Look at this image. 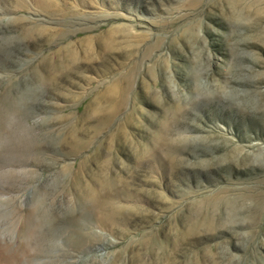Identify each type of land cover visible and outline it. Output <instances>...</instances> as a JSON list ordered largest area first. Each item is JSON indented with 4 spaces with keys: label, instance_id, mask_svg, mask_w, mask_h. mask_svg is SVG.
<instances>
[{
    "label": "rangeland",
    "instance_id": "obj_1",
    "mask_svg": "<svg viewBox=\"0 0 264 264\" xmlns=\"http://www.w3.org/2000/svg\"><path fill=\"white\" fill-rule=\"evenodd\" d=\"M0 126V264H264V0H0Z\"/></svg>",
    "mask_w": 264,
    "mask_h": 264
},
{
    "label": "bare ground",
    "instance_id": "obj_2",
    "mask_svg": "<svg viewBox=\"0 0 264 264\" xmlns=\"http://www.w3.org/2000/svg\"><path fill=\"white\" fill-rule=\"evenodd\" d=\"M3 129H6V128H4L3 126H0V133H2V132H4L3 131ZM10 138H11V141H13L12 139L13 138H15L17 141L18 140H22V137L20 136V135H18L17 133H16V131L15 132H13L11 135H10ZM15 141V140H14ZM18 150V149H17ZM11 153H13V152H11ZM9 155V154H8ZM31 222L29 223V225L27 226L28 227V230H27V235H29V237H32L33 235H34V232H35V230L36 229H38V228H40V227H42L43 226V221L41 220V221H36V222H34V221H32V220H30ZM53 231H54V229H52ZM52 232V231H51ZM37 233V232H36ZM29 245V244H28ZM30 248V247H29ZM4 249V248H3ZM6 249H7V247H6ZM5 250V249H4ZM37 250V249H36ZM9 252V251H8ZM23 252V251H22Z\"/></svg>",
    "mask_w": 264,
    "mask_h": 264
}]
</instances>
